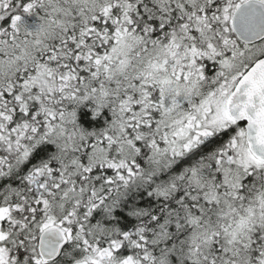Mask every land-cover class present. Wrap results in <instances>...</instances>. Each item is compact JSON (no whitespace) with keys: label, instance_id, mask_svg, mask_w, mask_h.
Masks as SVG:
<instances>
[{"label":"snow or ice","instance_id":"obj_1","mask_svg":"<svg viewBox=\"0 0 264 264\" xmlns=\"http://www.w3.org/2000/svg\"><path fill=\"white\" fill-rule=\"evenodd\" d=\"M0 264H264V0H0Z\"/></svg>","mask_w":264,"mask_h":264}]
</instances>
